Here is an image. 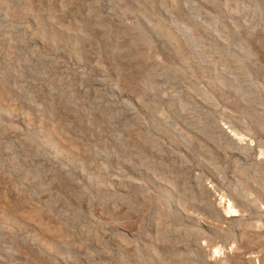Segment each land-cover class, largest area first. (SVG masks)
I'll return each mask as SVG.
<instances>
[{"label":"rangeland","instance_id":"1","mask_svg":"<svg viewBox=\"0 0 264 264\" xmlns=\"http://www.w3.org/2000/svg\"><path fill=\"white\" fill-rule=\"evenodd\" d=\"M209 187L263 206L264 0H0V264H262Z\"/></svg>","mask_w":264,"mask_h":264},{"label":"bare ground","instance_id":"2","mask_svg":"<svg viewBox=\"0 0 264 264\" xmlns=\"http://www.w3.org/2000/svg\"><path fill=\"white\" fill-rule=\"evenodd\" d=\"M219 131L220 134L225 139H227V141L230 142L233 148L242 149L241 150L242 152L245 149H251L252 145L247 144L246 139H244L241 135L232 133L227 129V127H220ZM211 190H213L212 187H209L207 190L208 206L210 207V210L213 214L212 217H214L217 222L224 224H230V223L243 224L245 220L244 217L245 214H252L253 219L255 220L254 223H250V224L248 223V225L246 226V233L240 234L236 232L233 235L226 236L223 239L224 245L228 244L229 241H232V245H233L232 247H234L235 250H240L242 239H244L246 236L247 238L250 236L255 241L256 245L254 248L246 249L244 251V254L256 255L257 257L264 256V200L262 202L263 206L259 207L256 204L250 205L244 200L237 201L234 198H231L230 196L227 197L221 196L219 197V199H217L216 196H213V194H211ZM221 205L223 207L226 206L225 207L227 209L226 214H222L220 212ZM219 248H215L214 253H218ZM249 262H251L250 258H249ZM208 264H212V262H209ZM262 264H264V262Z\"/></svg>","mask_w":264,"mask_h":264}]
</instances>
